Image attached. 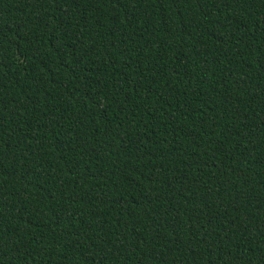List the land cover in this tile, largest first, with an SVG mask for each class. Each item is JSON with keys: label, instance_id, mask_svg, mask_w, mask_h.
<instances>
[{"label": "trees", "instance_id": "obj_1", "mask_svg": "<svg viewBox=\"0 0 264 264\" xmlns=\"http://www.w3.org/2000/svg\"><path fill=\"white\" fill-rule=\"evenodd\" d=\"M0 264H264V0H0Z\"/></svg>", "mask_w": 264, "mask_h": 264}]
</instances>
